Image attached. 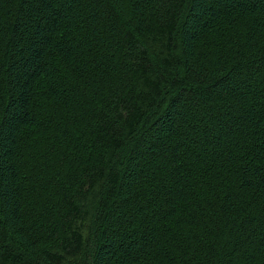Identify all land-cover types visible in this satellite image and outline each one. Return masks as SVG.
I'll use <instances>...</instances> for the list:
<instances>
[{
    "label": "trees",
    "instance_id": "16d2710c",
    "mask_svg": "<svg viewBox=\"0 0 264 264\" xmlns=\"http://www.w3.org/2000/svg\"><path fill=\"white\" fill-rule=\"evenodd\" d=\"M0 264H264V0H0Z\"/></svg>",
    "mask_w": 264,
    "mask_h": 264
}]
</instances>
